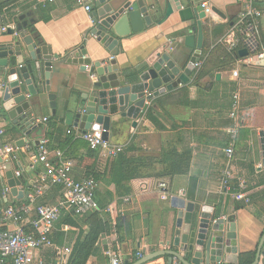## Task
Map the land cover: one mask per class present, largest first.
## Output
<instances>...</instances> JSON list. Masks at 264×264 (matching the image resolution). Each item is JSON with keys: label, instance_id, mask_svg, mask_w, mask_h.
I'll use <instances>...</instances> for the list:
<instances>
[{"label": "crops", "instance_id": "obj_1", "mask_svg": "<svg viewBox=\"0 0 264 264\" xmlns=\"http://www.w3.org/2000/svg\"><path fill=\"white\" fill-rule=\"evenodd\" d=\"M87 1L94 6V0ZM143 2L149 10L152 25L121 41L120 53L116 57L120 71L136 74L145 63L163 54L183 68L196 51L186 46V38L198 34L194 10L200 6V0H178L179 5L175 0ZM256 5L263 12L260 34L264 40V0H256ZM211 8H216L222 17L213 12L202 20L201 63H207L208 69L219 62L222 50L216 47L229 35L243 11V6L236 0H213ZM7 14L18 15L17 24H21L20 16L26 15V36L31 37L39 49V42H43L46 45L43 49L59 58L52 60L54 69L50 83V94L56 96L55 110L51 108L47 95L44 96L42 108L31 111L36 129L28 137L7 121L4 111L0 110V131L4 132L0 146H17L18 142L26 140V146L18 149L24 175L31 177L27 185L22 181L19 190L29 195L34 193L31 182L36 176L28 171V165L32 151L37 148L35 142L42 140L49 142L50 150L64 154L73 167L74 180L93 177L98 182L95 197L98 210L111 220L113 231L100 237L87 264H111L117 254L122 256L123 264H126L125 257H129L128 264H136L140 260L138 253L146 257L169 249L177 219L176 211L171 208L172 196L217 209L224 217L236 216L238 253H252L255 260L264 235V159L260 135L264 132L263 67L239 61L232 69L215 68L210 76L197 84L194 72L189 85H180L174 92L147 103V112L152 110L154 121L147 119L146 109L136 128L132 127L133 121L127 123L115 119L114 124L120 123L112 129L109 144L124 148L118 158L109 159L94 151L90 158L89 148L81 138L83 132L73 126L72 115L80 105L82 95L85 96L91 85L98 82V77L93 66L70 64L68 58L84 45L92 62L110 58L108 51L90 36L91 12L79 7L77 0H23L7 10ZM1 24L0 20V27ZM2 36L0 30V42L11 40L9 36ZM21 45L27 59L26 46L22 41ZM234 71L238 72V78L233 77ZM0 79L4 80L1 74ZM186 89L188 92L183 93ZM234 94L240 97L236 120L230 117ZM2 101L3 97L0 104ZM44 119L48 121L37 123ZM236 126L234 159L228 163L225 151L230 143L229 130ZM28 147L32 148L31 151ZM171 154L179 159L185 154L190 156L188 175H167L173 162ZM14 169L17 172L15 165ZM226 169L232 174L230 191L221 188L222 174ZM5 178L4 175L0 179V193L8 184ZM191 180L197 183V189L193 197H188ZM239 183L245 184L240 191L244 195L236 194ZM162 184L166 185L165 189L161 188ZM175 186L183 188L168 199L170 189ZM234 195L240 197L237 202L232 200ZM61 198L60 187L53 186L37 199L36 204L56 205ZM27 203L28 195L19 199L10 194L7 205L17 207ZM1 204L0 209H4L6 202L1 200ZM27 219L26 226L30 217ZM88 231L85 219L69 210L64 211L52 235L54 248L36 252L33 264L40 259L49 263L57 258L68 263L70 257L64 254L65 249L73 251ZM146 264H167V260L159 258ZM259 264H264V257Z\"/></svg>", "mask_w": 264, "mask_h": 264}, {"label": "water", "instance_id": "obj_2", "mask_svg": "<svg viewBox=\"0 0 264 264\" xmlns=\"http://www.w3.org/2000/svg\"><path fill=\"white\" fill-rule=\"evenodd\" d=\"M175 2L178 4V0ZM212 11L222 17L216 8ZM194 13L198 34L188 36L186 46L196 51L183 68L177 66L167 54H163L145 63L136 74L130 75L122 73L116 61L120 43L131 34L140 33L152 25L149 10L143 0H94L90 15V36L98 46L108 51L111 59L92 62L87 57L85 45L69 55L68 63L93 66L98 77V82L91 85L85 96L82 95L80 105L72 115L73 126L83 134L93 131L105 142H109L112 129L120 123L114 124L116 118L127 123L133 121L132 127L136 128L141 114L149 108L148 102L174 92L180 85H189L190 77L196 72L195 65L202 59V20L206 18L201 6ZM25 19L26 15L19 18L21 24L17 26L18 36L14 35L13 30H8L2 37L9 36L11 40L0 42V74L8 82V88L1 96L3 101L0 110L4 111L7 121L28 137L36 129L31 111L42 108L44 96L47 95L51 108L55 110L56 96L50 94V83L54 69L52 60L59 57L47 52L43 49L45 47L39 49L33 39L26 36ZM21 41L26 46L27 59ZM239 55L245 58L248 52L241 50ZM220 79V75H217V80ZM260 135L264 159V132ZM39 143L35 142L37 146ZM25 145V139L17 143L18 148ZM4 169L11 195L19 199L28 195L19 190L23 182L16 176L12 164H5ZM170 202L177 215L174 238L168 244L170 248L143 257L136 264H146L159 258L166 259L167 264H240L236 216L224 217L217 209L201 207L178 196H172ZM1 205L0 199V208ZM263 248L264 235L252 264L260 263L264 257ZM128 259L124 258L126 264Z\"/></svg>", "mask_w": 264, "mask_h": 264}, {"label": "built area", "instance_id": "obj_3", "mask_svg": "<svg viewBox=\"0 0 264 264\" xmlns=\"http://www.w3.org/2000/svg\"><path fill=\"white\" fill-rule=\"evenodd\" d=\"M213 0H200V6L203 8L206 16H210L213 11L211 2ZM243 6V11L238 16L235 24L232 26L229 35L220 42L228 52L237 50H247L248 56L240 60L246 65L259 66L264 68V45L260 34V21L263 12L256 5V0H236ZM79 7H84L87 12H92L93 7L87 0H77ZM2 22L0 30L3 34L8 30H13L14 35L18 36L17 23L18 15H9L7 10L0 16ZM4 21V22H3ZM203 66L201 61L195 65L198 73ZM233 77L238 78V72H233ZM8 88V82L0 79V100L1 96ZM240 109V97L238 94L233 95V105L230 117L236 120L237 113ZM48 119L38 121L37 123H46ZM4 134L0 131V137ZM238 134V127L229 130L230 143L225 151L228 163L234 159L235 143ZM81 138L86 142L89 149L99 152L107 158H118L123 153L124 148L121 146H112L105 142L97 133L89 131L82 134ZM49 142L42 140L33 152L32 160L28 165V171L36 179H32L34 193L28 194V203L21 206H14L8 203L11 189L8 184L1 190V200L6 202V207L0 209V264H33V255L45 248H54L52 235L56 222L60 219L64 211H71L77 217H85L93 212L99 211L96 202V192L98 182L93 177H86L80 181L72 177L73 167L66 159L64 154L59 151H52L48 147ZM26 146V145H25ZM28 149L31 151L32 148ZM0 179L5 175V164H12L13 168L20 159L19 149L11 144L0 146ZM15 171V169H14ZM19 178V173L15 171ZM6 179V178H5ZM7 182V180H6ZM232 183V174L230 169L222 174L221 188L230 191ZM60 187L62 198L56 205H37V199L41 197L49 188ZM245 184L239 183V189H244ZM161 188H166L162 184ZM241 194V193H240ZM239 194V195H240ZM238 196V195H237ZM30 217L28 225H25L27 218ZM64 254L71 256L72 250L65 249ZM138 259H142L141 253L137 254ZM121 255H115L111 264H123ZM36 264H67L62 259H55L46 262L42 259Z\"/></svg>", "mask_w": 264, "mask_h": 264}, {"label": "trees", "instance_id": "obj_4", "mask_svg": "<svg viewBox=\"0 0 264 264\" xmlns=\"http://www.w3.org/2000/svg\"><path fill=\"white\" fill-rule=\"evenodd\" d=\"M23 0H0V16L3 15V13L6 10H9L10 8L14 7L18 3H20ZM235 24V23H234ZM33 28V27H32ZM31 28V30H32ZM196 32V30H195ZM262 44L264 45V40L262 39ZM40 47H45L46 45L43 42H39ZM216 48H220L221 56L219 58V62L217 63L214 68L208 69L205 63L201 70L196 74V84L205 79L206 77L210 76L212 71L215 70V68L218 70L220 69H232L233 66L239 62L242 58L239 55L240 50L234 51V52H228L222 45H218ZM206 66V67H205ZM193 87V86H191ZM188 89L184 90L183 93H187ZM146 117L148 120L154 121L152 110H149L146 114ZM41 128V127H40ZM47 138V137H46ZM88 146V145H87ZM89 148V147H88ZM90 155L88 157H92L94 155V152L92 150H88ZM93 154V155H91ZM123 157V156H122ZM173 160L171 170L167 173L170 177H176V176H182V175H188L189 173V163H190V156L188 154H185L180 159L178 156H174L171 154L170 156ZM126 158H123L122 160L125 161ZM126 161H130L127 160ZM186 164V169H183V165ZM17 172L19 173V178L24 181V184L27 185L29 176L24 175L23 170V162L22 158L18 160V162L15 163ZM232 184V183H231ZM183 187H172L170 190V195L167 196L169 199L172 195H176V193L179 192V190ZM197 189V183L195 181L191 180V186L189 188L188 197H193L195 191ZM241 190L239 189V185L236 187V194H240ZM186 190H184V196H186ZM235 194V195H236ZM232 198L233 201L237 202L238 196H235ZM244 195V194H240ZM239 208V206H238ZM237 210V207H236ZM86 224L89 226V231L83 241H79L76 243L75 248L72 251V254L69 258V261L67 264H87L89 258L91 257L92 253L94 252L96 245L103 235H110L113 231L112 222L110 219H106L104 217V213L100 211H93L89 213L85 217ZM254 261V255L252 253L248 254H241L240 255V264H252Z\"/></svg>", "mask_w": 264, "mask_h": 264}]
</instances>
